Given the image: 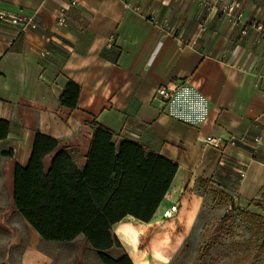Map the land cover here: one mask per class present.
<instances>
[{"label": "crops", "instance_id": "0c3cea01", "mask_svg": "<svg viewBox=\"0 0 264 264\" xmlns=\"http://www.w3.org/2000/svg\"><path fill=\"white\" fill-rule=\"evenodd\" d=\"M233 3L239 7L228 14ZM0 12L38 23L25 32L0 24V120L9 124L0 140V246L18 219L41 239L13 198L16 166L27 164L36 135L58 140L84 168L94 124L115 143H136L178 166L150 223L127 217L113 227L134 264H166L163 251L149 258L138 249L139 236L204 227L213 214L202 210L218 198L229 211L264 218V37L257 29L264 0H0ZM69 83L80 88L74 110L61 105ZM163 87L174 91L165 109L154 101ZM210 137L245 143L223 154L202 141ZM236 164L246 165L242 181ZM175 205L179 212L165 220Z\"/></svg>", "mask_w": 264, "mask_h": 264}, {"label": "trees", "instance_id": "16d2710c", "mask_svg": "<svg viewBox=\"0 0 264 264\" xmlns=\"http://www.w3.org/2000/svg\"><path fill=\"white\" fill-rule=\"evenodd\" d=\"M80 88L69 83L62 107L76 109ZM8 122L0 120V140L6 138ZM51 157L50 167L44 161ZM178 166L163 156L130 142H114V135L94 124L92 144L84 168H79L58 140L38 133L29 160L17 165L14 176V209L39 234L42 241L74 243L83 237L101 264H134L123 251L113 227L127 217L150 223L170 190ZM241 218L264 235V218L238 210ZM229 215L207 231L202 253L193 264H201L211 249L228 235ZM264 256V243L249 252L247 264Z\"/></svg>", "mask_w": 264, "mask_h": 264}, {"label": "rangeland", "instance_id": "374dc122", "mask_svg": "<svg viewBox=\"0 0 264 264\" xmlns=\"http://www.w3.org/2000/svg\"><path fill=\"white\" fill-rule=\"evenodd\" d=\"M220 200L218 198L217 201L205 204L202 214L206 216L205 212H209L213 215L205 219L204 227L198 223L187 234L179 228L176 230L179 234L168 230L163 232L161 228H150L139 236L138 249L149 258L152 250L157 249V253L163 251V262L166 264H193L205 246L206 230L225 215L231 214V221L227 226L228 235L211 249V257H206L201 264H247L245 256L249 252H255L264 243V235L245 224L233 208L229 211L230 204L227 201ZM17 225L16 232L11 230L6 236L7 246H0V264H101L83 237L72 244L45 242L26 224L21 226L19 219ZM123 251L124 249L114 248L109 254L118 257ZM254 264H264V256Z\"/></svg>", "mask_w": 264, "mask_h": 264}, {"label": "built area", "instance_id": "2783aa9c", "mask_svg": "<svg viewBox=\"0 0 264 264\" xmlns=\"http://www.w3.org/2000/svg\"><path fill=\"white\" fill-rule=\"evenodd\" d=\"M218 1H225V0H217V2ZM76 4H77V0H71V6H75ZM238 7H239V4L233 3L230 6H226L225 9H227L228 14H232L234 10ZM64 22L65 21L63 18L59 20V23L61 25H63ZM0 24L17 27L22 32H25L28 30H35L38 27V23H37L35 16H28L24 14H9L5 12H0ZM257 29L262 33V36L264 37V25H258ZM46 55H47L46 52L42 54L43 57H45ZM173 93L174 91L169 88H165V87L160 88L154 96V101L155 103L158 104L159 108L165 109L170 105L171 100L173 99ZM202 141L208 144L209 146H212L213 148L221 151L223 154H225L227 149L229 148H235V147L244 145L245 138L232 137L228 140H223L218 137H210L206 139L202 138ZM260 143H261V138L254 139L255 147L259 145ZM223 165H224V162H223ZM234 168L239 175L240 181H242L246 177V173H247L246 165L236 164ZM178 212H179V206L175 205L165 210L163 213V217L165 220H169V219L174 218Z\"/></svg>", "mask_w": 264, "mask_h": 264}]
</instances>
